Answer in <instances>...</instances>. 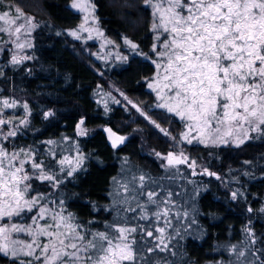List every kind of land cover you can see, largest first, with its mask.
Instances as JSON below:
<instances>
[{
    "label": "trees",
    "instance_id": "trees-1",
    "mask_svg": "<svg viewBox=\"0 0 264 264\" xmlns=\"http://www.w3.org/2000/svg\"><path fill=\"white\" fill-rule=\"evenodd\" d=\"M72 1L0 0V11L19 6L37 25L28 37L33 47L24 54L31 60L13 66L5 50L0 52V71L4 72L0 76V119L17 125L28 120L4 144L9 150L13 144L17 149L31 147L46 164L52 161L51 151L57 161L65 156L84 158L71 177L66 174L71 167L64 166L65 172L60 173V165L53 164L62 181L59 188L33 181L32 194L63 199L68 212L81 221H95L93 227L103 229L117 215L114 204L124 195L121 185L138 189L143 175L145 193L152 189L159 193L162 185L163 194L173 193L180 217L188 221L182 229L171 230L175 256L169 253L167 258L173 264H224L228 249L245 241V229L255 234L256 247L264 248V212L260 211L264 208V139H253L240 148L183 144L181 150L190 164L195 161V168H167L163 156L176 150L173 143L185 127L178 117L156 107V93L148 86L156 72L151 9L144 0H90L96 25L122 57L115 66L104 69L92 55L94 46L69 34L81 22ZM125 39L138 48L133 50ZM98 86L111 96L105 105L98 99ZM120 95L166 128L171 138ZM3 100H15L17 106L4 108ZM44 112L53 115L45 119ZM81 120L86 135L79 137L76 130ZM104 127L122 136L123 142L115 148L110 145ZM4 129L7 132L9 127ZM49 140L54 143L47 144ZM205 169L215 175H198ZM234 192L238 194L235 199ZM0 262L9 264L3 258Z\"/></svg>",
    "mask_w": 264,
    "mask_h": 264
},
{
    "label": "snow or ice",
    "instance_id": "snow-or-ice-1",
    "mask_svg": "<svg viewBox=\"0 0 264 264\" xmlns=\"http://www.w3.org/2000/svg\"><path fill=\"white\" fill-rule=\"evenodd\" d=\"M144 4L151 9V52L156 69L148 86L156 93V107L184 124L181 140L206 147L240 148L253 139H264V0H144ZM71 7L86 11L94 5L89 0H73ZM36 27L33 17L19 6L0 11V33H6L17 50L11 56L13 66L32 59L19 53L33 47L28 37ZM80 29L88 30L83 24ZM69 34L80 38L77 31ZM125 43L133 50L138 48L127 39ZM2 104L4 108L17 106L15 100ZM23 107L27 113L28 105ZM133 107L160 127L135 104ZM43 115L47 119L53 113ZM27 124V118L18 125L0 119V126L11 125L7 132L0 129V258L9 264H173L167 258L169 253L175 256L171 245L175 237L169 232L174 229L172 209L176 207L171 191L164 195L161 185V192L152 189L145 193L141 175L138 189L121 185L124 195L114 204L117 215L113 221L103 229L94 228L95 221L84 222L68 212L63 199L32 194L33 181L58 189L62 181L53 164L58 163L64 173V166L72 160L65 156L57 161L50 150L52 161L46 164L31 147L17 149L13 144L9 150L4 141L16 137L20 126ZM83 124V120L77 124L78 135H86ZM105 131L110 139L115 136L111 129ZM123 140L116 137L112 146ZM83 159L77 155L76 167L67 171L68 177ZM165 159L169 168L188 161L182 152H170ZM189 167L194 169L195 161ZM237 195L234 192L233 199ZM175 215L179 223L180 212ZM245 231L246 241L239 249L232 246L236 260L229 264H264V248H257L255 234Z\"/></svg>",
    "mask_w": 264,
    "mask_h": 264
},
{
    "label": "rangeland",
    "instance_id": "rangeland-1",
    "mask_svg": "<svg viewBox=\"0 0 264 264\" xmlns=\"http://www.w3.org/2000/svg\"><path fill=\"white\" fill-rule=\"evenodd\" d=\"M89 3L91 4L90 0H89ZM72 9L75 12L79 13L80 16H81L80 24L78 25V27L75 30H73V31H77L78 32V35H79L80 38L76 39L75 37H73V36L72 37L74 39H76V40H79L84 45H92V47L94 46L95 50L93 51L92 55H93V57H95L102 64L104 69L112 68L113 66H115L116 63L119 62V60L122 57H121V55L118 52H116V50L114 48V43L110 39L105 38L103 33L101 32V30L96 25L97 23L95 21L94 15H93V8H88L86 11H80V10L75 9V8H72ZM86 17H87V20L85 19ZM81 24H83L85 29H88V30H81L80 29V25ZM3 49L10 56V60H11V56L13 55V53L17 51L15 49L14 45L10 43V38H9V36L6 33H0V52ZM26 50L27 49H24L23 52H20L19 54L20 55H24ZM103 64L104 65L107 64V66L106 65L104 66ZM97 73L98 74H103L100 71H98ZM96 91H97V95L99 96L98 99L100 100V102L102 104L105 105V104L108 103V101L111 100V96L108 94V92L104 91L100 86H98ZM120 96H121L122 100L124 101V103L128 104L136 112H138L137 108L133 107V104H135L139 108V106L135 102H133L131 99H129L128 97H126L124 95H120ZM138 113H140V112H138ZM142 117L145 119L144 116H142ZM145 120L147 122H149L148 119H145ZM152 125L154 127H156L154 124H152ZM4 126H8L9 128L11 127V125H3V126H0V129H3ZM82 128L86 131V129L84 128L83 125H82ZM161 129H164L166 132H167V129L163 128L161 126L159 128H157L158 131H160L163 135H165V131H161ZM3 131L6 132L5 129ZM78 131L79 130L77 129L76 130V134L78 133ZM184 131H186L185 128L179 133L178 140L174 141V143H173V144H175V149L176 150L170 149L167 153L171 152V153L176 154V155H179L181 152L183 153V151L181 150V146L183 144L189 145V143H187L186 141H182L181 140V133L184 132ZM77 136L80 137V136H84V135H78L77 134ZM165 136H167L168 138H171L169 133L167 135H165ZM120 137H122V136H120ZM193 143H196V142H193ZM201 145H203V144H201ZM166 154L163 156L164 162H165ZM184 155L186 156V154H184ZM69 158L72 160V164L71 165H67L66 164L65 166L73 167L76 164V158H75V156H71V157L69 156ZM188 160H189V158H188ZM166 165H168V164H166ZM167 168H169V167H167ZM172 168H178V166H175V167H172ZM45 184L48 186L47 182H45ZM177 208H178V206L176 204V207L172 209V213L174 214V216L172 217V221H173V225H174V227L176 229H182V224H185L188 221L184 220V218L180 217L179 218V223H177V217L175 215V213L178 211ZM171 230H173V229H169V232H171ZM244 240L246 241V239H244ZM232 246L227 251L228 255L226 257V261L224 262V264H229L230 261L234 262L236 260L235 254L231 251ZM235 246H237V248L239 249L242 246V243L240 245L237 244ZM0 264H8V263L7 262H5V263H1L0 262Z\"/></svg>",
    "mask_w": 264,
    "mask_h": 264
},
{
    "label": "water",
    "instance_id": "water-1",
    "mask_svg": "<svg viewBox=\"0 0 264 264\" xmlns=\"http://www.w3.org/2000/svg\"><path fill=\"white\" fill-rule=\"evenodd\" d=\"M105 129H110V128H109V127H104V128H103V133L105 134V136H106V138H107L109 144L112 145L113 140H115L116 137H120V136H118V134H116V133L114 132V133H115V136H113V137L110 139V138H109V133L106 132ZM112 132H113V131H112ZM120 143H121V142L117 141V145L120 144ZM169 153H170V152H169ZM169 153L166 154V157H167V155H168ZM175 155H176V154H175ZM165 163L167 164V160H166V159H165ZM189 164H190L189 161H187V162L184 163V164H179V165H176V166H178V167L183 166V167H186V168H189V169H190ZM203 173H204L206 176L209 175V174H207V172H199L198 175H202Z\"/></svg>",
    "mask_w": 264,
    "mask_h": 264
}]
</instances>
